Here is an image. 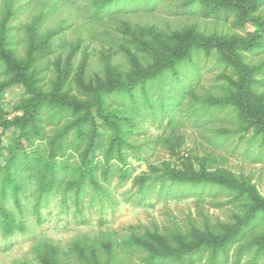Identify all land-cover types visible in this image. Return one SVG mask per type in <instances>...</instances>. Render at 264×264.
Listing matches in <instances>:
<instances>
[{
  "label": "rangeland",
  "instance_id": "obj_1",
  "mask_svg": "<svg viewBox=\"0 0 264 264\" xmlns=\"http://www.w3.org/2000/svg\"><path fill=\"white\" fill-rule=\"evenodd\" d=\"M252 2L244 18L239 10L197 0H0V83L9 82L0 94V124L24 118L19 106L29 97L9 62L25 65L40 95L82 103L100 85L163 68L189 33L221 42L194 45L190 62L175 67L176 77L163 70L147 88L151 110L139 89L136 108L120 93L103 97L107 111L131 122L122 127L123 162L112 152L106 170L113 133L95 117L92 164L101 189L86 181L79 204L72 184L89 141L75 128L63 135L79 115L44 107L26 126L29 140L20 138L13 152L19 130L0 128V172L15 156L21 187L20 206L9 186L3 206L22 227L6 236L0 220V264H42L41 255L53 250L52 264H264V251L254 245L264 239L258 209L264 204V131L241 118L243 75L231 62L252 71L247 105L264 120V32L257 36L251 22H264V0ZM246 42L252 45L240 46ZM83 131L87 137L88 127ZM52 155L58 179L41 194ZM185 165L217 181L167 180L168 171ZM252 209L257 213L250 225L216 263L207 252L181 261L170 256L179 240L193 246L195 231L227 234ZM156 235L166 247L153 242Z\"/></svg>",
  "mask_w": 264,
  "mask_h": 264
},
{
  "label": "trees",
  "instance_id": "obj_2",
  "mask_svg": "<svg viewBox=\"0 0 264 264\" xmlns=\"http://www.w3.org/2000/svg\"><path fill=\"white\" fill-rule=\"evenodd\" d=\"M207 3L208 5H212L213 7H225L232 10H239L240 15L244 18L251 12V9L254 5L252 0H197ZM251 20V19H249ZM254 25L256 26V35L260 36L264 32V22H258L255 19H252ZM34 32V30H33ZM46 41V40H45ZM43 41V42H45ZM221 44L220 41L214 40H204L201 37H198L195 33H189L185 36L180 45L171 52V55L168 61L165 63L163 68H156L149 71L144 72L141 75H137L135 77L130 78L127 82L115 81L111 82L110 85L98 86L90 99L82 102V103H74L69 100H66L63 97L56 96L54 94L51 95H40L35 91L32 86L31 78L27 74V68L25 65L16 64L9 62L10 69L14 71L18 75V81L23 85L25 92L29 95L28 98L24 99L19 108L23 110L24 118L16 119V121H8L4 120L0 124V128L7 130L12 126H16L19 130V135L14 144L11 145L12 152L20 145V138H24L29 140L27 136L26 126L35 118L40 110L44 107H58L59 110L67 113H71L72 115H79L77 119L70 123L65 132L69 131L71 128H75L78 134V138L80 140L87 138L89 141V146L83 154L82 157V167L78 170V176L74 179L72 186L74 185L75 190V199L76 203L79 204L80 197L85 193V184L86 181L97 190L101 189L98 182L96 181V169L93 166V145L95 144V117L102 120V124L105 128L109 129L113 133V137L110 139L109 147L106 151L105 156V166L106 170H109V164L111 161V153L115 152L117 157L121 162H123L122 157V149L126 145L125 142V134L123 131L124 125H130V121L126 116L119 115L115 112H110L105 109V102L103 97L108 96L112 92L120 93L132 103V108H136L137 104L135 103V91L139 89L142 96V101L145 103V106L150 110L153 109V105L151 100L147 95V88L149 84L153 81H158L162 76L163 70L167 69L172 73L175 77L177 73L175 71V67L182 62H190L191 57V49L194 45H198V47L204 48H213ZM252 44L250 42L242 43L240 46L244 48L250 47ZM2 55V47L0 40V56ZM230 57H233L231 53H229ZM234 59V58H232ZM235 68L240 70V73L243 75V87L240 91L241 101L243 102V107L241 110V118L242 120L249 126H255L261 131H264V120L263 118L253 114L249 106L247 105L248 101V92L250 89V78H251V70H249L246 66H244L241 62L238 63L236 60L231 61ZM9 86V82L0 83V94L7 89ZM94 110L95 116L91 114V111ZM84 127H88L89 133L87 137L84 135ZM60 139L54 141V144H58ZM13 154V153H12ZM55 156L50 157V161H48L46 170L41 175V181L39 183V191L41 194L49 193L54 184L57 181V172L58 169L55 165ZM29 161V159H28ZM30 162V161H29ZM106 170H104L106 172ZM57 171V172H56ZM19 172V168L17 167L15 156H11L5 163V166L1 169L0 172V220L2 223V231L3 234L8 236L14 232V230H21V225H16L14 219L11 214H9L4 206L3 199L5 194V187L9 186L12 192L13 202L16 206H20L19 194L21 192V187L18 182L15 180L16 173ZM170 182H175L178 184H207L210 182H216L217 179L212 174L207 173H198L195 172L190 165H185V169L183 171H168V176L166 177ZM219 182V181H218ZM230 182V180H228ZM254 192V191H253ZM251 196H254L251 193ZM259 204V203H258ZM260 212L264 213V204L259 208ZM256 210L252 209L249 212L248 217L244 220L239 221L233 229L224 235H214L211 232L203 234L195 231L196 244L191 246L183 243L181 240L178 242V250L174 249L169 254L171 257L175 258L178 261H181V256L184 255H196L197 257H202L206 252L210 255V261L216 263L219 258V253L227 256L228 249L231 244L234 243L236 239H238L241 233L247 228L250 224L251 219L255 217ZM152 240L154 243L161 247H166V243L162 240L161 237L153 236ZM146 248H150V244H144ZM252 244H249L250 247ZM257 246V252L262 253L264 251V239L260 240L258 243H254ZM245 250V249H244ZM237 256H239L240 250L237 252ZM55 258V250L53 252H46L41 255V263L42 264H52ZM96 262V259L92 260ZM93 264V263H91Z\"/></svg>",
  "mask_w": 264,
  "mask_h": 264
}]
</instances>
